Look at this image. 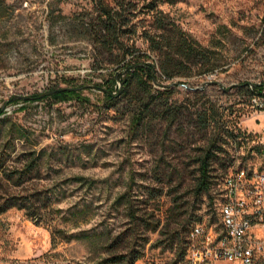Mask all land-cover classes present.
<instances>
[{
	"label": "rangeland",
	"instance_id": "rangeland-1",
	"mask_svg": "<svg viewBox=\"0 0 264 264\" xmlns=\"http://www.w3.org/2000/svg\"><path fill=\"white\" fill-rule=\"evenodd\" d=\"M126 1L136 7L129 43L155 63L153 89L169 85L168 105L185 114L172 125L152 115L135 129L136 103L104 96L117 66L80 33L90 0H0V203L12 196L25 203L0 213V264H97L130 251L142 253L135 264H173L179 250L168 245L163 225L176 227L179 213L188 228L208 224L224 172L264 167V109L256 108L264 98L249 101L232 88L264 79V0ZM151 1L215 52V71L194 68L178 85L161 76L145 39L154 31ZM71 87L78 96L44 98ZM209 105L223 110L220 142L229 166L214 164L210 188L199 193L196 158L214 129L191 122ZM150 222H159L156 231Z\"/></svg>",
	"mask_w": 264,
	"mask_h": 264
},
{
	"label": "trees",
	"instance_id": "trees-1",
	"mask_svg": "<svg viewBox=\"0 0 264 264\" xmlns=\"http://www.w3.org/2000/svg\"><path fill=\"white\" fill-rule=\"evenodd\" d=\"M90 1L93 4V10L87 17L80 19V33L107 65L117 66L116 75L109 79V85L103 89L104 96L112 103H115L118 97L129 98V100L136 103V109L133 111L131 119L135 129L140 126L146 117L152 115L169 120L171 125L177 122L179 117L185 118L181 107L172 106L173 104L168 105L171 92L169 85H164L163 90L153 89V83L157 81L158 77L155 72V63L149 64L141 60L140 58H148L149 55L136 54L134 44L129 43L130 36L136 33L137 23L133 21L136 16L135 5H130L126 0ZM146 7L149 12H152L154 31L153 33L145 32V39L148 42L149 51L156 58V65L160 69L161 76L165 80H172L174 85H178L183 83L182 78L191 76L194 68L197 69L198 74H205L213 72L219 67L215 52L209 47L199 45L173 21L162 16L155 1H151ZM127 57H129L128 60H126ZM175 79L177 80L175 81ZM117 82H120V87H117ZM232 88L236 90L237 94L249 101L256 97L264 98V79L258 83L241 81L233 85ZM78 94L77 88L71 87L45 95L44 98L65 101L78 96ZM194 96L204 97L199 91H196ZM156 104H160L162 109L152 114L151 106ZM260 106L261 104H257L256 108L263 110L264 106ZM222 116L223 110L215 105H209L196 111L195 119L191 122L192 126L199 130L214 129L207 143L199 149L196 158L198 163L196 187L199 193L210 188L213 178L212 172L216 170L213 168L214 164H217L224 171L229 166L222 156L225 150L220 142V131L225 128V124L221 121ZM234 138L236 139V136H233ZM34 160L36 159L30 162V167ZM226 174L227 171L222 175L220 185ZM23 200V198L17 196L4 199L0 203V213L11 207L25 208ZM214 213L209 223L216 221V212ZM182 216L185 218V213L177 215L181 220L172 229L169 224L163 225V229L167 231L166 240L168 245L173 248L176 244L180 258L185 253V243L190 231L188 226L182 224L184 221ZM149 225L151 231H156L159 222H150ZM141 255L140 251H130L119 257L106 258L97 264H135L141 258Z\"/></svg>",
	"mask_w": 264,
	"mask_h": 264
},
{
	"label": "built area",
	"instance_id": "built-area-1",
	"mask_svg": "<svg viewBox=\"0 0 264 264\" xmlns=\"http://www.w3.org/2000/svg\"><path fill=\"white\" fill-rule=\"evenodd\" d=\"M215 211L216 221L192 225L185 253L175 264L264 263V167L231 168Z\"/></svg>",
	"mask_w": 264,
	"mask_h": 264
},
{
	"label": "water",
	"instance_id": "water-1",
	"mask_svg": "<svg viewBox=\"0 0 264 264\" xmlns=\"http://www.w3.org/2000/svg\"><path fill=\"white\" fill-rule=\"evenodd\" d=\"M65 89H69V88H58V89H56V90H50V91H48V92L46 93V95L51 94V93H53V92H55V91H62V90H65Z\"/></svg>",
	"mask_w": 264,
	"mask_h": 264
}]
</instances>
